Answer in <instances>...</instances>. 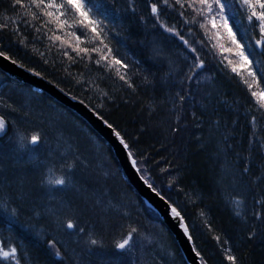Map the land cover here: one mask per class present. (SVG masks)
Returning <instances> with one entry per match:
<instances>
[{
  "label": "trees",
  "instance_id": "obj_1",
  "mask_svg": "<svg viewBox=\"0 0 264 264\" xmlns=\"http://www.w3.org/2000/svg\"><path fill=\"white\" fill-rule=\"evenodd\" d=\"M10 2L11 0H0V11H3V7ZM55 2L60 4L62 0ZM83 3L92 9L89 14L91 19L103 21L101 31L104 33L105 43L112 49V55L130 66L127 69H120L119 74L126 75L133 87L119 79L115 67L111 70L105 69L104 61L97 66L95 64V59L99 58L97 53H91L92 60L87 56L81 59V56L73 52L67 44L49 39L53 35H59L62 39L74 43L75 36L78 35L80 47H102L99 38L94 39L91 30L79 24L78 20L74 21L73 12L67 8L61 10L66 12L61 19H68V25H61L59 30L54 22L45 23L49 18L43 16L40 10L33 9L38 15L36 20L28 16L25 18L27 23L21 20L15 25L19 31H0V51L24 68L39 72L41 77L51 81L69 96L86 103L113 124L129 143L142 174L156 190L166 198L170 197L172 202L183 209L182 214L191 226L195 225V245L207 264H229L226 254L221 250L222 246L228 247L223 244L226 238L230 242L233 254L242 260V264H264V239L258 234L256 239L247 240L246 230L239 218L234 216L233 205L230 203L232 195H242L250 209L253 197L260 193L259 188L251 187L250 178L243 181L238 172L248 155L249 140L253 131L255 130L257 135L264 133V119L260 118L258 106L247 86L240 76L225 67L228 59H236L235 54L212 49L203 29L198 25L184 23V19L194 15L191 9L187 10L184 18L179 17L176 11L167 9L162 11L161 21L168 26L175 25L184 39L197 48L201 58L205 60V69L212 74L214 89L195 111L197 119H193L191 113L189 115L184 108V104L188 103L187 99L190 96H197L202 90L192 80L189 82L186 79L189 75L188 67L184 79L186 90L182 93L186 97L184 103L181 104L179 97L176 96L179 90L174 91V88L173 91L170 90L169 82L181 74L179 68L185 60L179 48H184V45L177 36L165 32L159 25L153 27L154 18L148 7L149 0H135L137 6L135 13L129 9L130 0H83ZM10 15H13L14 19L17 18L14 14ZM141 16L145 17L148 23H142ZM245 16V10L241 9L242 23L239 25L241 32L248 26ZM35 28H40V32L37 33ZM68 33L74 35H66ZM256 36L259 37L258 30ZM65 51L73 59L70 60L68 56L63 55ZM257 57L258 61L264 64V57ZM240 71L245 72V69ZM4 78L16 86L33 90L7 76ZM260 86L264 87V82ZM183 89L185 88L179 92ZM32 94L30 98L42 100L49 106L54 103V100L45 93ZM3 95L4 93L0 92V102L4 101L5 104L8 99ZM206 102L207 110L202 107ZM59 108L64 110L61 106ZM1 110L3 109L0 108V116L6 121L2 139L13 133L17 123L13 117L3 114ZM65 111L67 114L65 116L95 135L84 120L70 110ZM26 112L23 114L25 117L30 111ZM201 112L204 113L203 118H200ZM254 115L258 118L255 129L251 123V117ZM198 124L200 126H197ZM176 127L181 129L180 132L173 131ZM16 128L26 130L21 125ZM99 142L106 159L117 170L123 187L128 190L130 196L132 195L131 198L143 212L145 220L153 218L163 225L175 253L179 256L180 264H186L173 235L130 186L111 148L102 139H99ZM225 148L226 155L223 152ZM228 150L240 153L242 157L244 154L239 164L228 158ZM260 160L261 152L254 149L252 165H260L258 162ZM164 169L168 171H163ZM252 173L259 175L260 167L258 169L253 167ZM173 177H176V183L169 188L167 185L172 182ZM178 186L184 191H178ZM222 209H225L224 213L221 212ZM201 212L204 213L203 216ZM3 225L0 222V229ZM7 235L8 233L5 234ZM217 235L221 237L219 244L214 239ZM50 238L57 239L51 235L38 240L34 235L22 232L19 225L12 235L13 242L19 245L23 241L32 255L42 252L47 258L51 257L46 246ZM60 244L58 246L62 248ZM32 255L30 254L34 261ZM0 264L8 262L0 261ZM62 264L74 262L69 258Z\"/></svg>",
  "mask_w": 264,
  "mask_h": 264
},
{
  "label": "snow or ice",
  "instance_id": "obj_2",
  "mask_svg": "<svg viewBox=\"0 0 264 264\" xmlns=\"http://www.w3.org/2000/svg\"><path fill=\"white\" fill-rule=\"evenodd\" d=\"M237 4L239 8H237ZM148 7L150 8L151 16L154 18L153 27L159 25L165 32L177 36L182 41L184 47L193 54L192 64L189 67V75L186 79L191 82V80L195 78L198 83V72L205 68V60L201 58L197 48L193 47L192 44L184 39L181 33L177 31L175 25L168 26L167 23L161 21V13L165 9L176 11L181 18L185 17L188 9H191V13L194 15H190L189 18L184 19V23L198 25L200 29H203L204 36L211 44L212 49L235 54L236 59H228L225 67L230 68L232 73L241 77L251 97L254 99L255 104L258 106L260 118L264 119V87L260 86L261 83L264 82V64L253 59L256 56L264 57V0H149ZM65 8L73 12L72 19L74 21L78 20L79 24L94 33V39L99 38V43L102 47L82 48L80 47L81 41L78 35L75 36L74 43L62 39L59 35H53L49 37V39L67 44L73 52L81 56V59H83V56H87L89 60H92L91 53H97L99 56L98 59H95V64L97 66H100L101 61H104L105 69L111 70L115 67L119 79L128 84L129 87H133L126 78V75L119 74L120 69H127L130 66L112 55V49L105 43L104 33L101 31L103 21L90 18L89 14L92 9L86 7L83 0H62L60 4H57L55 0H11L6 7H3V11H0V20L3 21L0 22V31H19V28L15 27V25L19 24L21 20H25L28 16H30L32 20H36L38 15L33 9L40 10L43 16L49 18V21L45 23L54 22L57 25V30H59L61 25H68V19H61V16L66 15V12L61 11ZM129 9L133 13L137 11L135 0H130ZM241 9L245 10V18L248 21V26L245 27L242 32L239 29V25L242 23V18L240 17ZM10 13L14 14L17 18L14 19L13 15H10ZM140 20L142 23H148V20L143 16L140 17ZM25 23H27L26 20ZM41 27H43V25ZM234 28L236 31H233ZM257 30L259 33L258 38L256 36ZM35 31L39 33L40 28H35ZM189 34L191 35L192 33L190 32ZM66 35L74 34L68 33ZM200 43L203 47L204 44L202 40ZM257 49H259V51H257ZM63 55L68 56L70 60L73 59L66 51L63 52ZM0 56H3L6 60L10 59L3 51H0ZM220 62L223 63V60ZM11 63L16 64L17 61L11 60ZM240 69H245V72H241ZM32 74L40 76L39 72L33 71ZM145 79H147V77H145ZM190 91L189 89V92ZM105 95H107V93H105ZM176 96L179 97L181 104H183L186 98L185 95L178 91ZM202 107L207 110L208 103H204ZM13 111H16V109L13 108ZM192 116L193 119H197V113L195 111L192 112ZM203 116L204 113L201 112L200 118H203ZM97 118L102 120L104 125L114 133L119 144L126 151L131 167L135 169L136 172L141 173L142 176L141 169L138 167L137 160L133 155L129 143L126 142L120 132L117 131L113 124L105 119L103 115H99ZM257 120V116L254 115L251 117V123L254 129ZM177 123H179V120ZM218 123L219 121H217V124ZM197 126L200 125L198 124ZM5 129L6 121L0 116V133H3ZM180 130L179 127L173 129L175 132H180ZM197 139H199V137H197ZM225 139H227V137H225ZM24 140L25 138L22 137L18 141L19 149L22 151L29 150L28 145H38L41 142V137L38 134H33L27 143H25ZM228 147H231V145H228ZM254 149H258L261 152L259 175H254L252 173V153ZM239 155L240 153H237V156ZM237 163L239 164L240 161L237 160ZM60 167L63 174L54 181L49 179L47 184L62 192L71 191L77 194L83 206L77 204L73 207L72 203L69 202V211L72 214L65 215L63 219L59 218L58 213L50 212V214L57 216L56 222L58 226L63 228L68 236H77L83 239L82 251L80 253L77 254L76 249H72L71 258L75 261V264H91V260L84 261L82 257L84 255L91 257L95 254L96 249H103L104 244L102 240L95 237L91 230L86 229L81 224L79 217L89 212L95 213L97 209L101 212H107L112 208V205L109 203L106 206L101 197L96 195L94 188L95 184L98 183L96 177L86 175L82 180H77L75 178L78 167L81 168V170H86L88 168V164L81 160L79 156L64 158ZM49 171L51 172V169ZM163 171L168 170L164 169ZM239 174L241 179L249 177L251 187L253 189L259 188L260 193L253 197L250 209L247 207V201L244 196L234 195L230 201L233 205V214L235 217L239 218L240 223L245 228L248 241L256 239L258 234L261 239H264V133L257 135L256 131H253L252 138L249 140L248 155L239 168ZM169 175H171V173H169ZM144 182L147 184L148 188L167 205L170 218L175 221L177 227L182 230V234L187 241L192 243V250L195 252L196 256L200 258L201 264H207L206 259L195 248V225L190 227V225L185 222L186 217L182 215L183 209H180L178 204L172 202L170 197L166 198L160 191L156 190L151 182L147 180ZM174 183H176V177H173L172 182L167 186L172 188ZM43 184L44 181H41L42 187ZM85 184L87 187H85ZM89 189H92L91 195H89ZM177 190L181 192L184 191V189L179 186ZM89 201H91V206H89ZM0 211H3L8 217L7 226L0 229V261H7L8 264H33L28 248L24 245L23 241L17 245L12 240V235L16 227L18 225L21 228L25 227L19 224V209L16 207L10 208L8 203L4 202L0 203ZM124 214L127 215V213ZM201 215L203 216L204 213L201 212ZM40 216L41 212L38 210L35 211V217L39 218ZM27 231L29 234L35 235L38 240L44 239L43 230L37 229L36 225L33 223L27 224ZM5 232L8 233L7 236H5ZM138 236H141L140 229L137 226L129 225L126 235L115 245L117 254L107 259L101 257L99 264H133L132 261L125 257L129 254H134L136 238ZM142 239L146 240L148 243H153L150 236H143ZM214 239L219 244L221 237L217 235ZM5 241H7V243H5ZM59 243L63 242L57 241L55 238L47 240L46 246L49 255L52 257L49 264H62V262L69 259L67 247L62 250V248L58 246ZM75 243L80 246L81 240L77 239ZM223 244L228 245V247L222 246L221 250L226 254V259L229 264H242V260L233 254V249L227 238L223 241ZM33 246L35 247L36 245Z\"/></svg>",
  "mask_w": 264,
  "mask_h": 264
},
{
  "label": "rangeland",
  "instance_id": "obj_3",
  "mask_svg": "<svg viewBox=\"0 0 264 264\" xmlns=\"http://www.w3.org/2000/svg\"><path fill=\"white\" fill-rule=\"evenodd\" d=\"M179 52L183 54L184 60L190 67L193 54L183 47L179 48ZM198 76L199 82L197 83L194 78V84L202 92L214 89L213 80L205 68L199 70ZM4 80L5 78L0 72V92L7 91L10 96L5 104L4 101L0 102V108L5 110L10 118L13 117L17 125L12 131L13 133L2 139L3 133H0V203L7 202L10 208L19 209V224L24 225L27 221L32 220L29 223L35 224L37 229H42L44 235L49 232V235L62 241L61 244L64 248L67 247L70 257H72L73 248L76 249L77 254L82 251L83 239L77 236H68L63 228L58 226L57 216L50 214V212L58 213L60 219H63L65 215H71L69 202L72 203L73 207L77 204L83 206L80 198L71 191L62 192L55 187H50L47 181L49 179L54 181L63 174L60 165L64 158L78 156V148L80 151L86 149L92 154V158L86 161L88 164L86 170L77 168L75 178L82 180L86 175L96 177L98 181L94 186L96 195L101 197L106 206L110 203L112 208L107 212H101L97 209L95 213L89 212L79 217L81 224L86 229L91 230L95 237L102 240L104 244L103 249H96L94 255L91 257L84 255L82 259L84 261L91 260V264H99L101 257L106 259L114 257L117 254L115 245L126 235L129 225H133L140 229L141 236L136 238L134 254H129L125 257L126 259L132 261L133 264H180L179 256L175 253L163 225L151 219L148 223L141 220L140 209L125 192L117 170L106 159L104 150L96 136L75 121L70 120L69 117L65 116L67 114H64L59 108V110L56 109L54 104H50L49 108V105L42 100L30 98L29 96L32 95L30 90L16 86L12 82L6 83ZM13 108L16 111H13ZM29 109H33V114L29 113L25 117L23 114L30 111ZM59 115L62 117L61 121L58 118ZM18 125L25 127L26 130L16 128ZM49 128L53 132H50ZM33 134H38L41 137V142L36 146L28 145L29 150H20L18 141L23 137L25 138L24 142L27 143ZM45 138L50 141L49 147L44 143ZM7 146L12 148L7 149ZM45 148L49 149L47 159L50 160L49 156H53L54 158L57 157V161L44 165L36 173V176H44L43 189L45 190L39 192L45 201L43 204V199L40 198L39 200L34 193L35 191L30 188L32 192H29V185L21 182L27 181L28 184L30 179L34 181L36 177L21 166L28 164L25 162V156L29 158V161L40 162L45 154ZM113 154L117 157L114 152ZM85 187H87L86 184ZM18 189L19 191H26V195L18 194ZM91 192L92 189H89V195ZM16 193L22 197L21 200L16 201ZM35 203L39 204L35 205ZM89 206H91V201H89ZM28 209L32 213H27ZM37 210L41 212L39 218L35 217ZM222 210L221 212L224 213L225 209ZM29 214H31V218H29ZM143 236H150L153 243L143 240ZM34 237L36 236L34 235ZM77 239L81 240L80 246L75 243Z\"/></svg>",
  "mask_w": 264,
  "mask_h": 264
},
{
  "label": "water",
  "instance_id": "obj_4",
  "mask_svg": "<svg viewBox=\"0 0 264 264\" xmlns=\"http://www.w3.org/2000/svg\"><path fill=\"white\" fill-rule=\"evenodd\" d=\"M0 69L2 72L7 73L12 79L33 86L35 89L47 93L53 99L55 98L56 101L61 103V105L82 117L99 136L106 140L113 148L127 179L138 190L145 203L159 214L164 224L172 231V233H174V237L180 246L187 264H201L200 258L197 257L192 250V243L187 241L182 234V230L179 229L175 221L170 218L167 205L160 200L150 188H148L147 184L144 182L146 179L131 167L126 151L119 144L114 133L104 125L102 120L97 118L99 116L98 114L93 112L82 101L71 98V96L59 89L52 82H49L45 78H41V76L33 75V71H30L17 63H11V59L6 60L3 56H0Z\"/></svg>",
  "mask_w": 264,
  "mask_h": 264
},
{
  "label": "bare ground",
  "instance_id": "obj_5",
  "mask_svg": "<svg viewBox=\"0 0 264 264\" xmlns=\"http://www.w3.org/2000/svg\"><path fill=\"white\" fill-rule=\"evenodd\" d=\"M257 51H259V49H257ZM7 56V55H6ZM11 59V58H10ZM254 60H258L259 59V57H254L253 58ZM183 63V65L182 66H180V68H179V70H180V75L178 76V77H176L173 81H170L169 82V88H170V90L171 91H173V88H174V91L176 90H179V91H181L180 89H182V88H185V89H183V91L181 92V93H183L185 90H186V87H185V85H184V79H185V75H186V69H187V67H189L188 66V64L187 63H185V61L184 62H182ZM18 64V63H17ZM23 67V66H22ZM31 71V70H30ZM0 72H1V75H2V77L4 78V77H9V75L7 74V73H5V72H2V70L0 69ZM208 73H209V76L212 78V74L209 72V71H207ZM13 81H16V82H18V83H22V82H20V81H18V80H15V79H12ZM212 80H213V78H212ZM6 83H10L9 82V80H7V79H5L4 80ZM22 84H24V85H27V84H25V83H22ZM32 89L33 90H31V94H32V92H36V93H45V92H43V91H40V90H37V89H35L33 86H32ZM45 94H47V93H45ZM33 95V94H32ZM48 95V94H47ZM211 95V90L210 91H203V92H201V94H199V95H197V96H190L188 99H187V101H188V103H186V104H184V108L186 109V111H188V114L190 115V113H191V117L193 118V116H192V112L193 111H197L198 110V108H200L201 107V104H202V102H204V101H206V99L209 97ZM6 99H8V98H10V96H9V94H8V92L7 91H5L4 92V95H3ZM49 97H51L50 95H48ZM71 98H73V97H71ZM51 99H53L52 97H51ZM73 99H75V98H73ZM31 100V102L33 103V101H32V99H30ZM54 100V105H55V108L56 109H58L60 106H61V108H64V110L63 109H60L61 111H63V113L64 114H66V111L65 110H67V111H69V109L67 108V107H65V106H63V105H61V103L59 102V101H56V99L54 98L53 99ZM171 101H173V100H171ZM186 101V102H187ZM169 102V101H168ZM48 107V106H47ZM89 107V106H88ZM49 108H50V106H49ZM93 112H95L96 114H98L95 110H93L91 107H89ZM58 109V110H59ZM2 111V113L3 114H6L7 116H9V114L5 111V110H1ZM30 114H33V109H31L30 110ZM99 115V114H98ZM78 117L80 118V119H82V120H84L82 117H80L79 115H78ZM58 118H59V120L61 121L62 120V117L59 115L58 116ZM49 130H50V132H53L50 128H49ZM117 130V129H116ZM118 131V130H117ZM94 136H96V138L99 140V139H102L110 148H111V150L113 151V148L109 145V143L106 141V140H104L101 136H99L97 133H95V135ZM44 143L48 146V144L50 145V141H49V139L48 138H45V141H44ZM195 143H197V142H195ZM211 146H213V145H211ZM49 147V146H48ZM8 148H12V147H8L7 146V149ZM78 151H79V157H80V159L81 160H83L84 162H86V161H88L89 159H91L92 158V154L90 153V152H88L87 150H81L80 151V149L78 148ZM44 152H45V154L43 155V157L40 159V162H37V161H29V158L28 157H26L25 156V162L27 163L28 162V164H27V166H26V164L25 165H23V166H26V167H23V166H21L24 170H26V171H28L30 174H33V175H35L36 176V173L38 172V171H40V169H42L43 167H44V165H46V164H50L51 162H56L57 161V157L56 158H54L53 156H49V159L50 160H48L47 159V156H48V154H49V149L48 148H45V150H44ZM114 152V151H113ZM224 154L226 155V153H227V150H226V148L224 149ZM228 158L229 159H233V160H235V161H237V160H241L243 157H244V154H243V157H242V154H240L239 156H237V152H233L232 150H228ZM115 157V156H114ZM115 158H117V157H115ZM117 162H118V164H119V166H120V168H121V171H122V173H123V175H124V177L126 178V174L124 173V171H123V169H122V167H121V165H120V163H119V161H118V159H117ZM258 162H261V160L260 161H258ZM33 163H35V164H33ZM33 165H35L34 167H32ZM253 167H255V168H259V165L257 164L256 166H253L252 165V168ZM24 170H22V171H24ZM239 173V172H238ZM22 174H23V172H22ZM43 177L44 176H42V177H39V175H37L35 178H34V181H32V179H30V183H28L27 184V181H21L23 184L25 183L26 185H29L28 186V188H29V192H32L31 190H30V188H32L35 192V194L37 195L36 197H38L39 198V200H40V198H42L43 199V197L42 196H40V194H39V192L40 191H44L45 189H43L44 187H42L41 186V181H44L43 180ZM22 180V179H21ZM128 182H129V184H130V186L133 188V190L137 193V195L141 198V196H140V193L138 192V190L133 186V184L128 180V179H126ZM243 181H248L249 180V177H244L243 179H242ZM121 182H122V180H121ZM33 184H35V186H33ZM37 185V186H36ZM44 186V185H43ZM128 187V186H127ZM124 189H125V187H124ZM16 190H17V188H16ZM128 190H126L125 189V192L130 196V194H129V192H127ZM18 194H20V195H26V191H19V189H18ZM132 192V191H131ZM133 193V192H132ZM18 194L16 193V201H19V200H21L22 199V197H19L18 196ZM34 194V195H35ZM132 196V195H131ZM130 196V197H131ZM231 197H233V195L231 196ZM132 199V198H131ZM43 201H44V199H43ZM45 203V201L43 202V204ZM39 204V203H38ZM38 204H36L35 203V205H38ZM223 204H224V202H223ZM225 205L226 206H228V204H226L225 203ZM25 211V210H24ZM27 213H32V211L30 210L29 211V209H28V212ZM143 212H141L140 211V218H141V220H143L145 223H148L149 222V220L150 219H148V221L147 220H145V218L143 217ZM31 214H29V218H31V216H30ZM183 215V214H182ZM3 221H2V220ZM51 220H54L53 218H51ZM152 221H155V222H158L157 220H155V219H151ZM30 221H32V220H30ZM30 221H27L24 225H25V227L24 228H21V231L22 232H24V233H28L29 234V232L27 231V224L30 222ZM0 222L1 223H3L4 225H3V228H5L6 226H7V223H8V219H7V216H6V214L4 213V212H2V211H0ZM185 222L186 223H188L186 220H185ZM189 225H190V227H191V224L190 223H188ZM169 230V229H168ZM170 231V233L173 235V237L175 236L174 235V233H172V231L171 230H169ZM5 234H6V232H5ZM45 237L46 236H51V235H49V232H46V235H44ZM15 237L17 238L18 236H16V234H15ZM174 239H175V237H174ZM22 240V239H21ZM176 240V239H175ZM15 241H16V239H15ZM61 246H62V244H60ZM62 248L64 249V247L62 246ZM179 248H180V246H179ZM195 248H196V245H195ZM181 250V249H180ZM196 250H198L197 248H196ZM182 252V251H181ZM31 255H32V253H30ZM183 254V253H182ZM34 255V254H33ZM32 255V257L34 258V261H33V264H36V262L37 263H45V264H49V261L52 259L51 257H49V258H47L46 257V255L44 256V253H39V252H36L35 253V255L33 256ZM69 258L74 262V264H75V261L70 257V255H69ZM184 259H185V257H184ZM186 264H187V262H186Z\"/></svg>",
  "mask_w": 264,
  "mask_h": 264
}]
</instances>
